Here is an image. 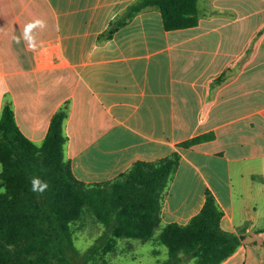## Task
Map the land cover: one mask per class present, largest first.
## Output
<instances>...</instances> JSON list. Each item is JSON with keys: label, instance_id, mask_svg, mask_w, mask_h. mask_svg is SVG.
<instances>
[{"label": "crops", "instance_id": "1", "mask_svg": "<svg viewBox=\"0 0 264 264\" xmlns=\"http://www.w3.org/2000/svg\"><path fill=\"white\" fill-rule=\"evenodd\" d=\"M133 1L0 0V117L10 104L41 145L66 105V154L85 182L179 151L163 223H188L210 189L222 227L245 237L223 264H264V0H200L199 24L174 30L145 10L102 37ZM34 19L47 22L35 52L14 39ZM142 244L124 241L99 264H153ZM153 251L154 263L167 256Z\"/></svg>", "mask_w": 264, "mask_h": 264}, {"label": "trees", "instance_id": "2", "mask_svg": "<svg viewBox=\"0 0 264 264\" xmlns=\"http://www.w3.org/2000/svg\"><path fill=\"white\" fill-rule=\"evenodd\" d=\"M199 1L135 0L102 37H112L135 15L150 9L162 12L168 30L196 26ZM68 115L66 105L59 109L44 142L37 145L23 133L13 107L7 104L3 109L0 178L6 191L0 193V264H99L104 253L134 240L152 241L155 254L158 246H166V258L153 264H223L238 250L245 237L222 227L225 212L210 189L203 208L188 223H163L165 197L181 161L179 151L138 160L110 180L77 178L66 154ZM214 136L198 135L180 145L190 148ZM32 177L48 184L43 194L31 191ZM93 226L97 235L82 251L77 236Z\"/></svg>", "mask_w": 264, "mask_h": 264}, {"label": "clouds", "instance_id": "3", "mask_svg": "<svg viewBox=\"0 0 264 264\" xmlns=\"http://www.w3.org/2000/svg\"><path fill=\"white\" fill-rule=\"evenodd\" d=\"M45 28H47V22L45 20L34 19L28 22L27 24L23 25L21 30V35L14 37L15 42L17 44H20L22 39L26 50L35 52L41 47V45L37 43L35 31L37 29H45ZM30 183H31V191L39 194H43L48 187V184L46 182H42L38 177H32Z\"/></svg>", "mask_w": 264, "mask_h": 264}, {"label": "rangeland", "instance_id": "4", "mask_svg": "<svg viewBox=\"0 0 264 264\" xmlns=\"http://www.w3.org/2000/svg\"><path fill=\"white\" fill-rule=\"evenodd\" d=\"M6 191V187L3 191L1 192H5ZM97 235V229L93 226V227H88L85 230H82V232H79L77 239H76V244L77 246L82 250L85 251L87 250L93 243V240L95 239ZM160 249H162L164 251V253H167V248L164 245L158 246ZM155 249V246L153 244L152 241H149L147 243L142 244V250L145 251V254L142 258V261L145 263H154L155 259H154V255L151 253L152 250ZM160 255V258H164L165 255ZM125 256V255H124ZM122 259L121 264H137L136 261H130V259L126 258V257H120ZM141 259V258H139ZM138 259V260H139ZM140 262H138V264H140Z\"/></svg>", "mask_w": 264, "mask_h": 264}]
</instances>
